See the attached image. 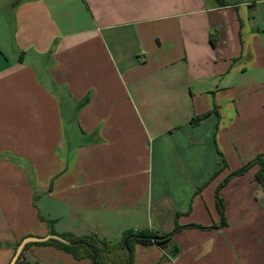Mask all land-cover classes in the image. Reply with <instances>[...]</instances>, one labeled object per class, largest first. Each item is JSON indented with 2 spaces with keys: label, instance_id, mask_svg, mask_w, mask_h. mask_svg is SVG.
Here are the masks:
<instances>
[{
  "label": "crops",
  "instance_id": "crops-1",
  "mask_svg": "<svg viewBox=\"0 0 264 264\" xmlns=\"http://www.w3.org/2000/svg\"><path fill=\"white\" fill-rule=\"evenodd\" d=\"M260 155L264 0H0V264L176 224L135 263L264 264Z\"/></svg>",
  "mask_w": 264,
  "mask_h": 264
},
{
  "label": "trees",
  "instance_id": "trees-1",
  "mask_svg": "<svg viewBox=\"0 0 264 264\" xmlns=\"http://www.w3.org/2000/svg\"><path fill=\"white\" fill-rule=\"evenodd\" d=\"M211 116V113L198 117L192 121V125H198L200 122L206 120ZM257 166L258 172L256 174V180L260 183L264 189V156L260 155L257 156L252 162L247 164L241 170L235 173V175L244 174L250 168ZM216 201L221 214H223V202L219 196V191L216 194ZM179 216H177L178 218ZM40 219L45 221L48 226L51 225V222L42 218ZM192 227H199V226H192ZM182 227L176 224L175 229L167 234H161L155 231H141V232H128L124 238L118 243H112L104 239H100L97 236H91L81 239H75L70 236H62L65 239H68L72 242H86L90 246H92L93 250L97 254V264H136L135 263V248L137 245L143 246H153L157 245L160 248L167 250L171 247L172 240L174 235L180 231ZM127 238H130L128 241L129 250L125 247V241ZM21 242H19L14 250L16 251L17 247ZM32 246H53L58 250H62L68 254H70L75 260L82 261V260H90L92 264L93 254L90 250L85 248L84 246L78 247H69L64 244H61L57 241H49L47 243H40V244H28L23 253L21 254L20 258L18 259L17 263L23 258L24 253ZM1 247V245H0ZM15 254V253H14Z\"/></svg>",
  "mask_w": 264,
  "mask_h": 264
},
{
  "label": "water",
  "instance_id": "water-1",
  "mask_svg": "<svg viewBox=\"0 0 264 264\" xmlns=\"http://www.w3.org/2000/svg\"><path fill=\"white\" fill-rule=\"evenodd\" d=\"M130 238H127L125 241V247L127 248V250H129V246H128V241ZM49 241H57L61 244H64L66 246L69 247H78V246H84L85 248H87L88 250H90L93 254V260H92V264H97V254L96 252L93 250L92 246H90L88 243L86 242H72L68 239H65L62 236L56 235V234H49L45 237H34V236H29L24 238L21 243L19 244V246L17 247L14 256L12 257L11 261L9 264H16L18 259L20 258L21 254L23 253L25 247L28 244H40V243H47Z\"/></svg>",
  "mask_w": 264,
  "mask_h": 264
},
{
  "label": "rangeland",
  "instance_id": "rangeland-1",
  "mask_svg": "<svg viewBox=\"0 0 264 264\" xmlns=\"http://www.w3.org/2000/svg\"><path fill=\"white\" fill-rule=\"evenodd\" d=\"M18 264H40L35 261L33 257H30L28 253H24L23 258L18 262Z\"/></svg>",
  "mask_w": 264,
  "mask_h": 264
}]
</instances>
